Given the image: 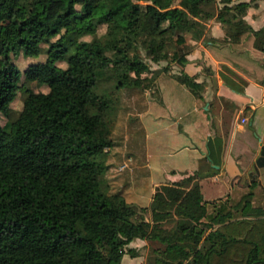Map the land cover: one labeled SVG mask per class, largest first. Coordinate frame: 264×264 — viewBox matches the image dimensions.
Masks as SVG:
<instances>
[{"label": "trees", "instance_id": "16d2710c", "mask_svg": "<svg viewBox=\"0 0 264 264\" xmlns=\"http://www.w3.org/2000/svg\"><path fill=\"white\" fill-rule=\"evenodd\" d=\"M214 1L0 0V98L20 86L12 55L36 54L39 35L56 69L43 76L47 92L28 91L10 129L0 124V264H121L137 255L129 247L137 238L160 243L148 264H264V167L261 186L253 180L239 194L206 201L198 184L179 181L157 187L149 206L110 192L105 178L118 90L154 83L141 51L183 66L193 48L186 36L205 35L201 11ZM231 2L217 15L224 38L208 40L241 48L252 40L264 54V28L244 19L250 1ZM178 78L200 94L194 76Z\"/></svg>", "mask_w": 264, "mask_h": 264}, {"label": "crops", "instance_id": "0c3cea01", "mask_svg": "<svg viewBox=\"0 0 264 264\" xmlns=\"http://www.w3.org/2000/svg\"><path fill=\"white\" fill-rule=\"evenodd\" d=\"M221 6L204 14L205 35L186 36L193 48L183 66L153 67V86L122 93L105 149V178L109 191L121 192L128 203L149 206L157 187L179 181L187 189L198 184L206 201L239 194L253 180L262 184L264 166L255 175L254 164L264 142V54L252 49V40L244 48L208 40L225 36L217 19ZM244 19L255 30L264 28V1L253 2ZM183 74L203 83L199 95L178 78ZM150 242L137 238L129 247L147 255L154 250ZM131 260L148 264L143 254Z\"/></svg>", "mask_w": 264, "mask_h": 264}, {"label": "rangeland", "instance_id": "374dc122", "mask_svg": "<svg viewBox=\"0 0 264 264\" xmlns=\"http://www.w3.org/2000/svg\"><path fill=\"white\" fill-rule=\"evenodd\" d=\"M238 0H232V4L236 3ZM256 0H250V3L252 4L253 2H255ZM264 1V0H263ZM223 5V0H215L214 4L210 5L207 4L206 6H204L203 10L201 11V15L202 17H204V14H209L211 13V11L213 10V8H216V5ZM212 7V8H211ZM214 11V10H213ZM16 24L13 23L12 24V33L16 32ZM106 28L105 26H102L98 29L97 34L98 36L102 35L105 32ZM42 36L39 35L38 39H37V47L36 49L38 50V52L34 55H30V52L28 53H24L23 51H19L17 54H13L12 58L13 61L15 62V64L19 67L20 71L22 72V76L20 78L19 81V85L18 87L14 88L13 90L7 88L4 91V94L1 96L0 98V111H1V116H0V124L5 126V128L8 130L11 127V122L13 120H15L22 112L23 109V101L26 98L28 91L32 90L34 92H47L48 91V87L47 85L43 82V76L47 73H53L55 72V67L54 66H50L47 65L45 63L46 60V49L48 48L49 45V40H41ZM92 36H86L84 37V39H91ZM141 51V50H140ZM141 56L142 58L148 63V65L151 68V71L148 73L149 75H153L154 77H156V73L157 71L152 69L153 67H158L160 69L166 68L167 70H171L172 69V64L171 62H167V61H160L159 64L156 62H152L148 57L147 54L144 50L141 51ZM33 63H38L39 64V77L35 80V81H31V80H25L24 75L30 73L31 71V65ZM57 66H61V67H65L66 63L63 61H59L56 63ZM155 80V79H154ZM153 86V85H152ZM111 87H107V84L103 85V87H98L95 88V90L98 93H103L105 91L110 90ZM10 90V91H9ZM126 90L125 89H121L118 90L117 92V96L119 98L118 101V110L122 107V101L124 99V97L122 98V93ZM118 113V111H117ZM96 160L100 159V156H97L95 158ZM107 173V172H106ZM106 175V174H105ZM144 216L149 217V213L146 212L144 213ZM166 228H170L171 224H167L165 225ZM150 245H152V249H155L156 247H158V245L160 246V243H158L157 241H151L149 243ZM130 245V244H129ZM135 250H137L136 248H134ZM137 255L136 257L141 258L142 254L143 256H145V259L148 261L151 257H153L154 252H152L150 250V252L146 254V251L142 252V249H138L137 250ZM132 258H135L130 256V254L126 253L124 254V256L122 257V261L123 263H125L126 261H130L131 264V260ZM136 263V262H135ZM138 264H140V262H138Z\"/></svg>", "mask_w": 264, "mask_h": 264}, {"label": "water", "instance_id": "95a60500", "mask_svg": "<svg viewBox=\"0 0 264 264\" xmlns=\"http://www.w3.org/2000/svg\"><path fill=\"white\" fill-rule=\"evenodd\" d=\"M264 166V142L260 143V153L254 164V173L255 175L259 174V169ZM253 173H250L249 176H252Z\"/></svg>", "mask_w": 264, "mask_h": 264}, {"label": "built area", "instance_id": "2783aa9c", "mask_svg": "<svg viewBox=\"0 0 264 264\" xmlns=\"http://www.w3.org/2000/svg\"><path fill=\"white\" fill-rule=\"evenodd\" d=\"M242 121H244V120H242ZM124 166H122V168H123Z\"/></svg>", "mask_w": 264, "mask_h": 264}]
</instances>
